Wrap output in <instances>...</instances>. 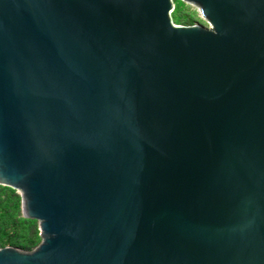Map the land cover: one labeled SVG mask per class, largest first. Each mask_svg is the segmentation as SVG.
Wrapping results in <instances>:
<instances>
[{
	"label": "water",
	"instance_id": "1",
	"mask_svg": "<svg viewBox=\"0 0 264 264\" xmlns=\"http://www.w3.org/2000/svg\"><path fill=\"white\" fill-rule=\"evenodd\" d=\"M178 1L0 0V264H264V0Z\"/></svg>",
	"mask_w": 264,
	"mask_h": 264
},
{
	"label": "trees",
	"instance_id": "2",
	"mask_svg": "<svg viewBox=\"0 0 264 264\" xmlns=\"http://www.w3.org/2000/svg\"><path fill=\"white\" fill-rule=\"evenodd\" d=\"M171 1L173 13L180 8L178 5L180 2ZM196 20L200 21L198 18ZM38 242L36 222L20 216L19 196L13 189L0 185V248L13 247L29 251Z\"/></svg>",
	"mask_w": 264,
	"mask_h": 264
},
{
	"label": "rangeland",
	"instance_id": "3",
	"mask_svg": "<svg viewBox=\"0 0 264 264\" xmlns=\"http://www.w3.org/2000/svg\"><path fill=\"white\" fill-rule=\"evenodd\" d=\"M180 8H178L175 12L172 13V9L169 13L170 20L175 25H183V24H199L202 26H206V24L198 17L194 8L185 5L183 3L178 4ZM198 18L200 21H197ZM182 24H178V23Z\"/></svg>",
	"mask_w": 264,
	"mask_h": 264
}]
</instances>
